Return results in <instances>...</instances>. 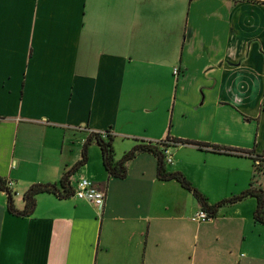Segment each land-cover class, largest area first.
I'll list each match as a JSON object with an SVG mask.
<instances>
[{"label":"crops","instance_id":"obj_1","mask_svg":"<svg viewBox=\"0 0 264 264\" xmlns=\"http://www.w3.org/2000/svg\"><path fill=\"white\" fill-rule=\"evenodd\" d=\"M107 128L116 159L141 141L194 142L169 147L166 170L209 204L254 184L264 0H0V179L14 207L31 184L58 182L88 133ZM156 171L141 152L124 178L109 176L93 142L69 179L73 190L96 183L101 207L43 192L20 216L0 190V264H264L256 201L194 222L198 202Z\"/></svg>","mask_w":264,"mask_h":264},{"label":"trees","instance_id":"obj_2","mask_svg":"<svg viewBox=\"0 0 264 264\" xmlns=\"http://www.w3.org/2000/svg\"><path fill=\"white\" fill-rule=\"evenodd\" d=\"M95 143L101 154L102 165L109 176L116 178H124L126 176L127 164L138 153L147 152L152 154L157 161V178L160 180H176L184 189L191 193L194 199L198 202L200 208H203L210 217H213L219 207L226 204H233L244 200L247 197H253L256 200L255 209L253 211V219L256 223L264 225V189L259 186H253V183L249 184V187L241 191L236 195H232L228 198H224L215 204H209L207 198L199 192L179 171L166 170L164 150L175 146L178 143H194L188 140L165 138L157 142H139L131 147L128 151L124 152L119 159L115 158L113 148V134L110 128L102 131H91L85 138L80 158L65 172L62 173L58 182L56 183H33L23 193L22 198L24 206L21 210H17L13 205V194L7 187L6 182L0 179V190L6 193V206L7 210L11 213L20 216L30 215L35 207V196L39 193L47 192L56 195L58 198H68L73 195V188L70 184V176L74 171L84 164L87 160V147L90 143ZM198 144V143H196ZM200 146V144H198ZM254 161L264 162L263 158L258 156L253 157ZM255 165V164H254ZM259 164L255 165L256 168Z\"/></svg>","mask_w":264,"mask_h":264},{"label":"built area","instance_id":"obj_3","mask_svg":"<svg viewBox=\"0 0 264 264\" xmlns=\"http://www.w3.org/2000/svg\"><path fill=\"white\" fill-rule=\"evenodd\" d=\"M173 73L177 74L178 69L175 68ZM168 150L169 148L164 150L165 163H172V157ZM10 185L11 183H7V187ZM73 196L81 200H86L97 207H101L104 202V193L98 188L96 183L86 178L77 181L76 187L73 190ZM211 218L203 208H199L190 216V220L194 222H205Z\"/></svg>","mask_w":264,"mask_h":264},{"label":"rangeland","instance_id":"obj_4","mask_svg":"<svg viewBox=\"0 0 264 264\" xmlns=\"http://www.w3.org/2000/svg\"><path fill=\"white\" fill-rule=\"evenodd\" d=\"M258 164H259V166L256 168V172H255V175H254V184H253V186H256V187L259 186V187L264 189V162H259ZM248 187H249V184H248V186L246 188H248ZM246 188H244V189H246ZM240 192H238V193H240ZM245 199H248V200H250V201H252L254 203L256 201L253 197H247Z\"/></svg>","mask_w":264,"mask_h":264}]
</instances>
